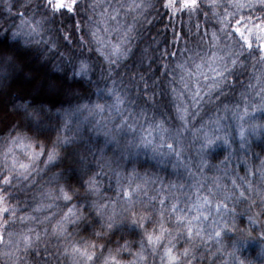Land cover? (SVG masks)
<instances>
[{
  "label": "snow or ice",
  "instance_id": "1",
  "mask_svg": "<svg viewBox=\"0 0 264 264\" xmlns=\"http://www.w3.org/2000/svg\"><path fill=\"white\" fill-rule=\"evenodd\" d=\"M31 5L32 0H25L21 6L27 9ZM11 7V4H8L9 11ZM153 7L152 0H139V2L116 0L115 4L111 0H90L84 4H81V0H40L36 5L40 19L33 22L31 18L19 13L20 24L16 26V31L11 33V39L15 43H0V79L7 77L9 69L23 71L21 42L25 48L32 46L39 48L41 44H49L51 50L55 45L43 39L44 26L54 21L58 15L79 12H83L87 17L83 23L88 29L86 35L89 37L81 36L79 47L88 53L93 51L98 53L107 63L109 77L125 65L130 57L135 56L137 50L141 53L139 63L142 65L145 58L151 59L148 52L152 49V44L157 41L153 38L148 46L143 48L135 43L145 41L143 33L137 29V24L140 23L141 18L151 23L147 20L145 11ZM163 7L168 8L173 15L185 11L191 13L199 10L200 0H164ZM208 7L219 24L218 30L211 33L208 50H204L203 36H201L195 45V49L199 51L186 47L183 52L190 55H186L182 62L174 64L163 62L161 65L165 69L161 75L172 76L173 80L169 83L178 82L181 85V90L175 87L171 89L178 125L167 126L165 119L157 115L156 93L152 91L151 96H148L151 86L143 73L131 74V81H136V77L139 76V80L133 83L132 87L136 88L140 95L147 96L145 104L151 102L153 106L151 117L148 115V109L137 104V99L132 98L128 91L118 90L116 87L106 89L111 103L96 102L78 105L76 108V111H87L89 115H101L105 121H115L119 117V122L115 123L113 129L105 135L124 129L134 133L139 126L146 135L140 137L136 147L151 146L153 152L161 156L174 155L178 162L173 165L174 167L183 163V152L186 150L184 134L191 131L194 141L198 142L197 171L193 172L187 163H183V167L188 169L189 175L195 181L198 193L196 201L189 205L188 211L185 212L178 208L179 198L176 193L170 191L169 195H164L161 192L149 198V201H157L159 197L160 207L157 209L155 204L134 199L135 194L143 191L144 185L137 183L132 189L129 178V185L125 187L121 184L119 173H116L117 185L126 198L127 205L118 212L114 202L102 192L99 178L106 175L105 167L112 171L114 169L111 168L110 161L101 157V162L98 163L99 172L87 167L82 169L81 179L77 181L79 186L70 182L59 183V177L63 175L60 173L53 176L57 181L54 187L48 186L41 191V202L32 208L34 213H39L44 208H51L56 201L65 202L66 211H62L55 223H51L55 214L52 217L46 215L43 219L32 214H19L21 203L19 200L15 204L11 203L14 193L9 189L19 188L21 192L24 191L34 183L32 175L34 171L38 174L40 158L47 157L44 161L45 167L55 166L61 159L59 149L73 141L68 136H57L56 141L48 146L47 141L38 137L43 131L45 120L51 119L50 109L43 103L36 102L14 104L15 112L24 123L13 125L6 137L7 147L3 153V167L0 168V245L6 244L10 249L2 254L14 257L13 264H39L35 261V257H43L44 254L49 257L45 264H50L51 258L58 259L60 255L70 257L71 264H96L98 259L101 264H148L149 257L159 254L161 248L163 249L160 254L161 264H196L197 254L201 248L208 250L212 256L225 253L232 258L233 264H245L244 260L237 256L242 247L252 240H258L264 245V157L257 155L258 162L253 161L249 166L245 153L243 158L246 166L245 175L238 177L240 182L232 178L229 186L221 182L220 176H213L211 185L207 186V195L201 196L200 189L206 187L203 182L207 179L204 177L205 171L215 169L223 171L225 176L228 174L230 156H225L218 163L213 162V149L220 143L230 144L229 133L222 124L228 116L217 115L215 118H210L207 123H201L198 128H189L191 119L199 116L205 105H213L217 113L221 111L225 114L230 113L231 117L239 121L238 134L242 149L249 144V136L264 135V120L256 119V113L264 114V0H227L226 6L220 4L219 0H209ZM220 8L224 9L223 12L218 11ZM229 8L232 11H228ZM98 9L100 11H97ZM244 9L259 11L261 15H243ZM35 15L36 12H33V16ZM129 15L131 22L127 20ZM80 26L81 22L78 21L75 27L79 29ZM196 28L199 32V25H196ZM254 43L256 48L253 47ZM160 55L161 58L176 57L177 53L165 50ZM76 60L77 63L72 65L73 80L76 77L88 76L92 70L85 51H81ZM249 60H251L250 65ZM69 62L71 63V58ZM249 68L252 69L251 72ZM177 70L180 73L178 81L175 75ZM245 73H248L246 84L240 79ZM252 80H255V84ZM112 83L115 85L116 80L113 79ZM238 85L242 87L239 92L240 102L233 105L224 103V99L228 98V92L235 91ZM32 91L76 94L73 85L67 82V77L64 80H47L43 84L32 82ZM18 98L24 99L22 96ZM221 104L222 109L219 107ZM104 113L108 115L105 116ZM70 115L71 113H64L65 117ZM142 120L148 123L147 128H144ZM64 126L67 127V122ZM111 138L115 141L116 136L112 135ZM129 143L131 144V141ZM188 146L191 147V144ZM16 148L25 150L28 163L19 161L14 154ZM164 149H167L166 153ZM10 155L11 163L8 162ZM221 165H223L222 169ZM198 175L203 179H195ZM168 187L169 190L182 189L184 185L170 184ZM169 199L175 201L170 206L167 205ZM73 200L82 203L74 204ZM43 201H51V203ZM137 203L140 204L139 210L136 209ZM241 206H243L242 211H238V207ZM193 210L195 215H189ZM92 213L96 218L94 222L99 223V230L93 232L94 239H76L74 231L79 230L81 223H87ZM245 215L248 226L241 227L242 221L239 217ZM17 221L25 225L24 229L12 230ZM31 223L40 225V230L27 226ZM69 226L72 227V231ZM123 227L140 234L136 251H131L132 241L124 240L117 247L108 248L107 255H104L106 245L98 244L96 240H102ZM257 228H259L258 235L253 236V231ZM5 232H7V241H5ZM53 241L56 243L53 244ZM181 242L183 246H180ZM229 244L230 250H228ZM213 246L215 251L211 250ZM41 248L43 253L40 251ZM124 252H129L134 259L122 261L120 256ZM261 255H264V248Z\"/></svg>",
  "mask_w": 264,
  "mask_h": 264
},
{
  "label": "trees",
  "instance_id": "2",
  "mask_svg": "<svg viewBox=\"0 0 264 264\" xmlns=\"http://www.w3.org/2000/svg\"><path fill=\"white\" fill-rule=\"evenodd\" d=\"M40 0H32V5L25 9L21 5L25 3V0H0V43L12 44L15 43L11 39L12 31H16V26L20 24L21 16L19 13H23L26 17L31 18L33 22L40 19V12L37 11L36 5ZM90 0H81V4L88 3ZM113 4L116 0H111ZM139 2V0H137ZM153 8L145 11L147 23L141 18L140 23L137 24V29L143 33L145 41L140 44V47H147L148 43L154 38L157 43L152 44V49L149 50L148 56L151 59L145 58L144 63H139L140 51H136V55L130 57L125 65H122L117 72H113L109 77L107 73V63L103 58L95 51L88 53L86 50L79 47V38L81 36L87 37L88 29L84 26V21L87 17L83 12L58 15L54 21L47 23L45 31L43 32V39L50 41V44H54L55 47L49 50V44H41L39 48L32 46L25 48L21 42V59L24 63L23 71L8 70V75L4 79H0V168L3 167V153L6 150V137L12 129L13 125H23V120L17 115L14 104H20L24 102H36L43 103L51 111V119L45 120L42 126L43 131L39 135L38 139L48 142V146L56 141L57 136H68L72 139V143L62 146L59 151L61 159L58 160L55 166L49 165L45 167L44 161L46 156L40 158L38 162V174L37 171L33 172L31 183L24 191H20L19 188L9 189L14 193V197L11 200L12 204H15L17 200L21 203V211L19 214H32L43 219L44 216L54 217L51 219V223H55L56 219H59L62 211H66L64 201H56L51 208H44L39 213L32 212V208L37 203L41 202V191L48 186H55L57 183L53 179L54 174L63 175L59 177V183L70 182L77 184V181L81 179L82 169L87 167L92 171H100L98 163L101 162V157L104 160L111 162V168L114 171L105 167L104 172L106 175L100 177L102 192L105 197L114 202L116 210L119 212L122 208L127 207L125 204L126 198L123 197L120 187L117 185L116 173H119V179L121 184L125 187L129 185V178H131V188L134 189L137 183L144 185L143 191L134 195V199L137 201L150 202L155 204L158 209L159 203L157 201H149L151 196H156L158 193L169 195V192L176 193L179 198L178 208L188 211L189 205L196 201L197 187L193 177L189 175L187 168L183 167V163L189 164L193 172L197 171L196 164L198 161L197 147L198 142L194 141V137L191 131L184 134L185 151L183 152V163L178 167H174L177 164L176 157L174 155H159L154 153L151 146L136 147L139 143L140 137L146 135L143 133L139 126H137L136 132H129L124 129L120 132H111L109 135H105L106 132L113 129L115 123L119 122V117L115 121H105L101 115H89L87 111H76L78 105L92 104L96 102H108L111 103L110 97L107 95L106 89L116 87L124 89L129 92L132 98L137 99V104L142 105L148 109L149 117L152 116L153 106L151 102L145 104L147 96L140 95L136 88L132 87V84L139 80V76L136 77V81H131L132 73H143L145 79L151 86L148 96H151V92L155 91L156 112L160 118L165 119L167 126L173 127L179 124V121L175 119V107L173 106L174 97L171 89L175 87L177 90H181V85L178 82L169 83L173 80L172 76L161 75L165 72V69L161 66L163 62H182L186 55L190 53H184V48L195 49L196 42L203 36L204 50H208V45L211 44V33L217 31L219 24L217 18L212 15L210 8L208 7L209 0H200V8L198 11L189 13L185 11L183 13H176L175 15L168 9L163 7L164 0H152ZM222 5L227 4V0H219ZM8 4H11V11L8 10ZM223 8L218 11L223 12ZM97 11H100L99 9ZM232 11V9H228ZM33 12L36 15L33 16ZM243 15L259 16V11H250L244 9ZM231 19V18H229ZM128 22H131V15L127 17ZM81 22L79 29L75 27L77 22ZM234 24V21H233ZM196 25H199V32H197ZM103 27V26H101ZM27 31V28H25ZM207 33V35H204ZM103 35V33H101ZM67 36V39H65ZM27 39L28 37H24ZM239 37L237 36L236 39ZM39 39V37H37ZM174 41H176L174 43ZM256 48V43L253 45ZM165 50L169 52H176V57L164 56L161 58V53ZM199 51V49H195ZM81 51H85V56L89 58V62L92 65V70L86 77H76L72 79V65L77 63L76 57L79 56ZM63 53V55H61ZM71 58V63L69 62ZM249 65L251 60L248 61ZM149 65L151 68L149 69ZM191 67V65H189ZM259 67V66H257ZM194 70V69H193ZM252 69L249 68V72ZM176 81L179 80V70H177ZM67 77V82L72 84L76 90L75 95H65L63 93L51 94L46 91H32V82L43 84L47 80H64ZM113 79L116 80V84L113 85ZM241 81L245 84L248 82V73H245L240 77ZM155 81V84H153ZM255 84V80H252ZM140 88H143V84H140ZM242 90L241 85L237 86L235 91L228 92V98L224 99V103L233 105L240 102L239 92ZM227 91V90H226ZM123 94V93H122ZM24 97L20 99L18 97ZM223 99V98H222ZM222 109L223 105H219ZM71 113L69 117H65L64 113ZM103 115H108L104 113ZM217 115H227L228 118L222 121L225 126V130L229 133V145L222 143L218 144L213 149L214 163H218L223 160L225 156H230V163L228 164V174L224 175L223 171H205L204 177L206 180L203 182L206 187L200 189L199 195H207V186L212 183L213 176H220L221 182L229 184L232 178H236L239 181V176L245 175V164L243 158L245 153L249 166L251 162L257 161V155L264 157V135L256 134L249 136V144L246 148L240 147V137L238 134V124L235 118L231 117L230 113H217L216 107L213 105H205L201 109L199 116L195 119H191L189 128L200 127L201 123H207L210 118H215ZM257 121L264 120V114L256 113ZM67 127L65 128V123ZM144 128L148 127L146 121H141ZM250 123V121H249ZM107 125V127H105ZM112 135L116 136L115 141L112 140ZM131 141V144L129 143ZM191 144V147L188 145ZM165 153L167 149L163 150ZM25 150L16 148L14 149L15 156L22 163H28V157L25 156ZM83 158V164L81 159ZM11 155L8 162L11 163ZM258 162V161H257ZM223 165H221V169ZM195 179H203L201 176H197ZM249 179H255L249 177ZM15 183V181H14ZM170 184H183L182 189L169 190ZM44 203H51V201H43ZM171 199L167 201V205L170 206ZM74 204L82 203V201L73 200ZM70 206V205H69ZM243 206L238 207V211H242ZM136 209H140V204L137 203ZM189 215H195V210L189 213ZM242 221L241 227H247V216H240ZM96 221L94 213L89 215L87 223H81L78 231H74L76 239H94L93 232L99 230V223ZM27 226L35 227L40 230L41 226L35 223L28 224ZM25 225L19 221L14 225L12 230L20 231L24 229ZM151 227V225H149ZM70 231L72 227L69 226ZM259 228L253 231V236H257ZM140 234L138 232H131L127 227H123L113 233H110L102 240H96L98 244H105L106 248L104 255H107L108 248H115L119 244H122L124 240L133 242L131 251L135 252L138 247L137 242L140 240ZM7 232H5V241H7ZM56 241H53L55 244ZM227 243V241H226ZM183 246V242L181 245ZM262 245L258 240L249 241L242 247L240 252L237 253L240 259L244 260L245 264H264V255H261ZM212 251H215L213 246ZM230 250V244L228 245ZM10 251L5 245H0V264H13L14 257L6 256L2 253ZM43 253V249L40 250ZM163 249H159V254L154 257L150 256L148 264H161L160 254ZM99 254V251H98ZM198 259L196 264H233L232 258L225 253H217L215 256L209 254V251L201 248L198 252ZM120 259L124 262L134 259L133 255L129 252L121 254ZM49 260L47 254L43 257H35V261L39 264H45V261ZM50 264H71V258L60 255L57 258H51ZM96 264H101L98 259Z\"/></svg>",
  "mask_w": 264,
  "mask_h": 264
}]
</instances>
